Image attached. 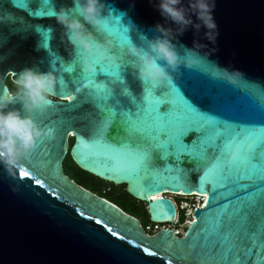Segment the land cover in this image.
Segmentation results:
<instances>
[{
    "label": "water",
    "instance_id": "1",
    "mask_svg": "<svg viewBox=\"0 0 264 264\" xmlns=\"http://www.w3.org/2000/svg\"><path fill=\"white\" fill-rule=\"evenodd\" d=\"M101 2L104 16L112 11L111 33L86 27L101 42L111 39L117 52L127 39L144 46L140 37L159 35L157 24L176 28L161 15L159 0ZM189 2L182 0L185 7ZM214 3L215 43L204 39L205 29L191 27L178 40L188 48L194 39L206 45L200 55L241 73L238 83L215 79L202 65L181 67L171 84L145 91L133 69L123 67L127 60L118 69L86 77L63 26L54 16L37 14L71 8L73 0H0V19H6L0 21V96L10 91L8 79L14 83V73L25 69L56 77L53 107L32 117L54 136L39 142L10 172L0 164V264H264V179L241 181L238 174L223 181L187 153L157 149L145 155L147 138L128 128L129 120L144 115L149 99L159 100L168 89L204 116L205 132L219 133L225 154L248 137L264 142V0ZM109 109L116 116L109 118ZM10 110L27 115L19 103L5 112ZM155 129L153 124L149 130L155 134ZM198 135L190 132L184 143ZM67 153L81 169L124 185L145 203L150 223L177 222L175 205L164 194H198L204 200L185 210L180 229L147 236L138 219L65 174ZM21 169L30 177L22 178Z\"/></svg>",
    "mask_w": 264,
    "mask_h": 264
},
{
    "label": "clouds",
    "instance_id": "2",
    "mask_svg": "<svg viewBox=\"0 0 264 264\" xmlns=\"http://www.w3.org/2000/svg\"><path fill=\"white\" fill-rule=\"evenodd\" d=\"M157 7L161 15L172 21L176 28L157 24L155 31L159 35L153 39L142 35L140 38L144 46H137L127 39L120 45L119 52L111 39L105 38L101 42L86 27L90 25L96 32L111 33L107 21L112 11L104 16L106 5L101 0H73V7H61L58 12L52 11L51 16L63 26L67 42L74 49L75 60L86 77H94L98 70L107 72L109 69H118L127 60L123 67L130 66L133 69L134 75L145 85V91L159 88L165 83L171 84L172 74L179 72L181 67L192 69L202 65L206 66L213 78L233 85L238 83L241 73L221 67L207 55H200L198 49L206 45L194 39L193 46L188 48L178 40L191 27L195 32L205 29L204 39L215 43L218 32L213 16L214 0H190L187 7L183 6L182 0H159ZM192 16L196 17V21H193ZM0 21L6 22V19ZM46 31L50 34L52 30ZM178 47L183 49V54L178 51ZM14 75L16 90L0 96V164L9 172L17 168L22 159L29 157L39 142L54 136L53 129H42L32 117L37 112L44 113L53 107L55 75L51 71L40 73L33 69H25L18 76ZM16 103L22 105V111L27 115L22 116L21 110L5 112L9 105Z\"/></svg>",
    "mask_w": 264,
    "mask_h": 264
},
{
    "label": "snow or ice",
    "instance_id": "3",
    "mask_svg": "<svg viewBox=\"0 0 264 264\" xmlns=\"http://www.w3.org/2000/svg\"><path fill=\"white\" fill-rule=\"evenodd\" d=\"M44 3H47V0H44ZM37 14L51 16L53 13L49 11ZM158 97L159 100L149 99L142 109L144 113L142 117L128 121L130 132L147 138L148 143L142 147L145 155L157 149L160 154L166 151L176 155L187 153L205 162L206 168L215 171L223 181L233 180L238 174L241 181L254 178L264 179V168L261 167V161H264V142L248 137L225 154L220 150L216 140L219 133L204 131L205 120L202 114L189 105L178 102L174 92L168 89ZM165 104L170 107L167 112H161V106ZM113 115L116 116V113L109 109L107 116L110 118ZM153 124L156 125L155 134L149 130ZM192 131L199 135L191 144L184 143V137ZM213 149L216 151L214 152ZM20 176L30 177V173L21 169ZM241 187H246V185L241 183ZM96 222L101 223L99 220ZM109 231L112 230L109 229ZM113 235L116 233L113 232ZM145 252L147 253L148 250L145 249ZM149 254L154 255L155 253Z\"/></svg>",
    "mask_w": 264,
    "mask_h": 264
},
{
    "label": "trees",
    "instance_id": "4",
    "mask_svg": "<svg viewBox=\"0 0 264 264\" xmlns=\"http://www.w3.org/2000/svg\"><path fill=\"white\" fill-rule=\"evenodd\" d=\"M7 84L11 91L16 90V86L12 81L8 80ZM71 142L72 139L69 140V144ZM63 170L69 178L73 179L80 186L116 204L124 213L131 217L145 220L146 224L149 223L145 203L133 198L125 190L124 185H115L81 169L73 161L69 153H67L63 160Z\"/></svg>",
    "mask_w": 264,
    "mask_h": 264
},
{
    "label": "built area",
    "instance_id": "5",
    "mask_svg": "<svg viewBox=\"0 0 264 264\" xmlns=\"http://www.w3.org/2000/svg\"><path fill=\"white\" fill-rule=\"evenodd\" d=\"M164 197L170 198L176 209V216L177 222L174 223H147L143 225L142 229L143 231L148 235H154L158 233L161 230H172L176 231L177 229L181 228V223L183 221V215L186 209L188 207H191L193 205H196L200 203L202 200H204V197L198 194H190V195H183V194H164ZM182 218V220H181ZM176 236H181L179 232H174Z\"/></svg>",
    "mask_w": 264,
    "mask_h": 264
},
{
    "label": "rangeland",
    "instance_id": "6",
    "mask_svg": "<svg viewBox=\"0 0 264 264\" xmlns=\"http://www.w3.org/2000/svg\"><path fill=\"white\" fill-rule=\"evenodd\" d=\"M8 80H10V79H8ZM10 81H11V80H10ZM138 221H139V224H140L141 227H143V225L146 224V221H145V220L138 219Z\"/></svg>",
    "mask_w": 264,
    "mask_h": 264
}]
</instances>
